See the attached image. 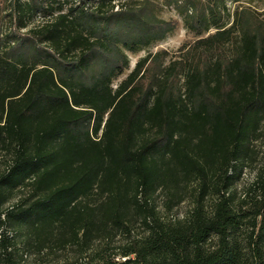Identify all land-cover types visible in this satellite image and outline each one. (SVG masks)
I'll return each instance as SVG.
<instances>
[{
    "label": "trees",
    "instance_id": "obj_1",
    "mask_svg": "<svg viewBox=\"0 0 264 264\" xmlns=\"http://www.w3.org/2000/svg\"><path fill=\"white\" fill-rule=\"evenodd\" d=\"M165 6L197 39L169 61L147 54L115 87L128 53L176 30ZM64 9L0 8V264H264V166L232 192L264 128V0ZM160 193L191 210L162 215Z\"/></svg>",
    "mask_w": 264,
    "mask_h": 264
},
{
    "label": "rangeland",
    "instance_id": "obj_2",
    "mask_svg": "<svg viewBox=\"0 0 264 264\" xmlns=\"http://www.w3.org/2000/svg\"><path fill=\"white\" fill-rule=\"evenodd\" d=\"M14 0H0V8L1 10H10L12 7V2ZM22 2L26 0H21ZM45 6H49L52 0H43ZM62 3L64 2L65 9L64 11L68 10L70 6L77 4L78 0H60ZM123 1V0H122ZM125 1V0H124ZM231 4V3H229ZM243 5L240 6H251L256 8H261L262 5L254 2V3H242ZM237 4L236 6H238ZM231 8L235 7V4H231ZM58 12V10L56 11ZM160 15L162 18L170 20L176 19L178 20L177 28L172 33L169 34L164 40L156 42L151 46L144 48L143 50L139 51L138 53H128L130 59V67L129 69L125 70L124 73L115 81L114 86L117 87L118 84L124 80L134 69L136 63L143 57H145L149 53H157L161 51H166L168 55L167 61L171 58H176L180 55V48L187 42H193L197 39L193 33L188 32V30L184 27L182 18L177 14L175 8L173 7H162L160 10ZM49 19V18H48ZM47 20V17H44V14L41 12L38 15H35L31 19L28 20L29 26L26 29H22L20 32L26 33L30 28L42 25ZM4 31L14 30L13 24L10 23V20H5L3 24ZM255 152L252 157L247 161L246 166L243 167L239 171L238 178L232 188V192L236 200H240L245 196V193L248 191L251 184L256 180L257 175L261 168L264 166V128L262 136L255 142L254 145ZM5 163L3 159L0 157V172L4 169ZM26 195V191L19 192L18 198ZM16 200H13L9 206L14 204ZM156 203L158 205L161 214L164 216H170L174 218H184L192 208V199L187 198L183 203L173 208L171 211H168L165 208V197L164 194L160 193L156 197ZM29 260V259H28Z\"/></svg>",
    "mask_w": 264,
    "mask_h": 264
}]
</instances>
